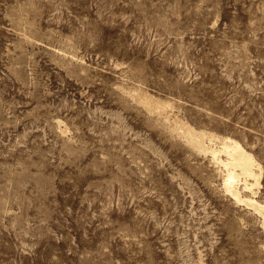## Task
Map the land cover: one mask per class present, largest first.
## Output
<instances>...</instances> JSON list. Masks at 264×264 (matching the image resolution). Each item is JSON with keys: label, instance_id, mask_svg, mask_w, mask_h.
<instances>
[{"label": "rangeland", "instance_id": "rangeland-1", "mask_svg": "<svg viewBox=\"0 0 264 264\" xmlns=\"http://www.w3.org/2000/svg\"><path fill=\"white\" fill-rule=\"evenodd\" d=\"M186 126L264 203V0H0V264H264Z\"/></svg>", "mask_w": 264, "mask_h": 264}, {"label": "bare ground", "instance_id": "bare-ground-1", "mask_svg": "<svg viewBox=\"0 0 264 264\" xmlns=\"http://www.w3.org/2000/svg\"><path fill=\"white\" fill-rule=\"evenodd\" d=\"M184 130L188 138L187 141L193 147L210 154L215 162L224 167L223 184L225 189L235 200L253 207L264 218V203L255 198L257 187L261 183L263 167L255 158L254 154L248 151L240 141L233 137L209 133V131L198 130L192 126H186ZM241 183L244 184V189H248L252 195L243 192L240 186Z\"/></svg>", "mask_w": 264, "mask_h": 264}]
</instances>
